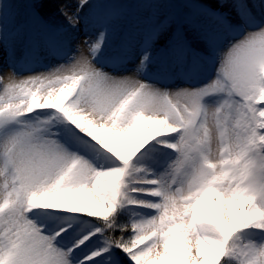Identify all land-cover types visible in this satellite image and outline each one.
Instances as JSON below:
<instances>
[{
	"label": "snow or ice",
	"instance_id": "obj_1",
	"mask_svg": "<svg viewBox=\"0 0 264 264\" xmlns=\"http://www.w3.org/2000/svg\"><path fill=\"white\" fill-rule=\"evenodd\" d=\"M48 4L0 0V264H264V0H81L79 57Z\"/></svg>",
	"mask_w": 264,
	"mask_h": 264
},
{
	"label": "rangeland",
	"instance_id": "obj_2",
	"mask_svg": "<svg viewBox=\"0 0 264 264\" xmlns=\"http://www.w3.org/2000/svg\"><path fill=\"white\" fill-rule=\"evenodd\" d=\"M81 0H55V2L53 3V5H51L52 11L49 14L52 22L59 26L62 27L63 29L66 28H70V24H69V17L72 16L73 13L76 12L78 5L80 4ZM94 0H89V3H93ZM83 10H85V13H88V8H84ZM82 10V14H84V11ZM139 12H142L144 9H138ZM137 11V10H136ZM74 22V21H73ZM75 31V33L77 34L76 38H71L69 40V43L72 42L74 43V45L78 48L80 47H86L87 45L85 44V40L88 39V35L91 34V28L89 27L88 29H84V28H80L79 30L73 29ZM64 33V31H63ZM68 40V39H67ZM73 53V52H72ZM77 52H74L73 54L75 55ZM87 56V55H86ZM90 58V57H89ZM47 59H49L48 61H46ZM43 60L48 62L47 65L48 66H53V65H57L59 63H63L64 61L61 59H58L56 57L50 56L45 54L43 56ZM11 58H7L4 57L2 55H0V64H4L6 66L7 71H12V69L10 68V62ZM207 65V64H205ZM25 66L24 62H21L19 64H17V68L20 70L21 68H23ZM218 66V65H217ZM210 67H212L213 69L215 68V66L210 65ZM24 74L28 73V72H22ZM201 75V72L199 73V76Z\"/></svg>",
	"mask_w": 264,
	"mask_h": 264
},
{
	"label": "bare ground",
	"instance_id": "obj_3",
	"mask_svg": "<svg viewBox=\"0 0 264 264\" xmlns=\"http://www.w3.org/2000/svg\"><path fill=\"white\" fill-rule=\"evenodd\" d=\"M55 2V0H49V4H48V7L46 9V12L47 13H50L52 11L51 8V5H53V3ZM84 11V14H85V10ZM139 11V10H137ZM147 11L146 9H144L141 13ZM77 37V34L75 33V31L73 29H70V28H66L64 29V33L62 32L60 35H59V41L61 42H64L68 47H70L71 49V52H77L75 54V56L79 57L81 55H84V56H88L89 53H88V47H76L74 45V43L71 42L69 43V40L71 38H76ZM68 39V40H67ZM49 59H47L46 61H48ZM46 61H42L43 64L47 65L48 62ZM11 62V61H10ZM210 65H212L211 63H208L207 65H204L203 69L201 70V75L198 76V78L192 83V84H189V83H186V82H178V85H174L175 86H179V87H190V86H200V84L202 83H206L208 82L210 79L214 78V75H215V71L212 67H210ZM218 65V64H217ZM216 65V66H217ZM214 66V65H213ZM17 67V65H16ZM17 70L19 71V69L17 68ZM12 74V71H7L6 69V66L4 64H0V76H3L5 81H7V79L11 76ZM27 75H30V73H22L20 72V76H27ZM141 78H144V77H141ZM81 199L83 198V196L80 197Z\"/></svg>",
	"mask_w": 264,
	"mask_h": 264
}]
</instances>
